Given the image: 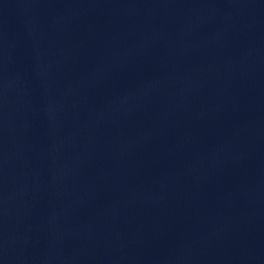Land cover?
<instances>
[{"label":"water","instance_id":"water-1","mask_svg":"<svg viewBox=\"0 0 264 264\" xmlns=\"http://www.w3.org/2000/svg\"><path fill=\"white\" fill-rule=\"evenodd\" d=\"M0 264H264V0H0Z\"/></svg>","mask_w":264,"mask_h":264}]
</instances>
